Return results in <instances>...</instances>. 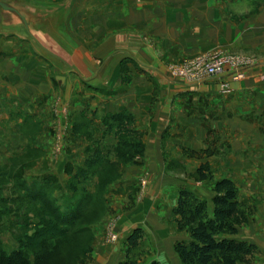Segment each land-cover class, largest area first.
<instances>
[{"label":"rangeland","instance_id":"obj_1","mask_svg":"<svg viewBox=\"0 0 264 264\" xmlns=\"http://www.w3.org/2000/svg\"><path fill=\"white\" fill-rule=\"evenodd\" d=\"M5 1L23 7L30 19L34 21L32 31H36L37 38L54 55L49 54L30 38L19 19L11 18L0 11V64L12 67L11 69L24 66L27 62V57H22L24 52L25 56L42 58L51 66L49 69L52 72L49 77L50 89L47 92L41 91L39 83L35 84L33 90V98L47 104L39 108L37 115L41 121L43 118L51 119V130L43 132V124L37 121L34 127L27 125L25 131L27 136L18 146L13 140L5 139V136L9 134L7 130L3 132L2 127L5 124L0 122V148L10 147V153L7 156H0V163L5 161L8 165L6 169L0 165V199L2 196L14 199L13 194L22 195L21 190L17 189L14 192V188L18 182L22 181L24 173H38L56 166L58 170H55L59 172L62 184L57 183L55 179L52 181L45 179L43 182L48 183L46 197L52 199L55 192L58 195V201L60 199L59 203L57 201L55 204L66 213L81 203L83 214L71 225L70 232L56 237L55 240H49L48 245L58 243L45 264H92L96 252L98 249L102 251L103 246L119 248V252L123 255L122 260L126 258L128 252L129 257L134 259L136 264H181L174 246L179 241V237L184 238L187 234L177 229L172 215L177 196L175 197L172 193L167 194L166 205L173 207L170 211L163 213V210H158L159 206L156 204V208L151 210L156 197L148 199L146 203L143 202L139 206L138 200L143 197V192H138L140 188L131 187L123 191L117 187L113 188L115 182L121 178L123 169L135 163L133 160L143 158L144 132L138 130L141 132L140 135H129L131 142L136 140L142 142L143 150L132 146H121L118 143L121 134L118 135L106 122L107 128L109 127V131L115 137V143L112 145L102 136H96L91 127L83 120L79 122L76 116L77 107L82 103L90 109L97 107L98 103L104 104L99 99H106L105 83L108 78L110 81V71L106 75L105 66L111 60H114L116 64H114V71L117 72L116 76L119 77L123 86L131 81L132 72L138 74L145 72L147 81L150 82L146 87V94H150L147 98L150 99L149 107L160 102L157 96L161 88L159 84L151 81L152 69L138 67L128 54L120 53L118 49L126 44V34L146 37L145 33L150 32L153 27V20L166 9L163 0ZM248 2L251 5L246 4L247 1L244 2V0L239 2L219 0L214 3L220 4L224 18L234 20L237 24L251 14L249 10L252 9L254 12L260 0ZM149 42V46H155V43ZM232 43L234 44V41ZM230 48L229 44H222L221 47L178 62L177 60L167 61L163 67L171 78H187L193 80L191 81L193 83L199 81L202 85L221 89L219 94L211 91L205 98L196 99L191 106L189 98L181 113V116H195L197 123L204 126L205 147L199 148L198 151H187L181 146L180 153L188 159L184 162L182 159L173 158L168 152L170 148L165 144L168 130L164 131L161 138L160 152L164 171L161 172L175 180H180L179 186H186L200 198L204 200L208 198L206 202L209 208H212L211 198L209 199L211 194L213 195L212 184L223 177L235 182L240 198H251L257 205H264V51L252 45L245 52ZM8 51L20 55L17 59L9 60L6 59ZM82 56H86L87 61L95 69L79 75L72 68V64ZM216 57L228 59L225 73L230 74L233 71L231 66L233 63L242 68L243 76L235 78L236 84L247 82L255 84L256 87L249 89L246 93L234 94L228 82L219 87V83L215 81V78L219 76H207L201 72V69L193 67L199 59L212 60ZM257 65L261 68L256 73L249 71L250 67ZM56 74L68 76V87H59V80L55 78ZM89 75L95 76V81H90L87 78ZM96 75H100L101 78ZM8 79H10L8 73L2 75L0 86L4 82L8 83ZM96 82L98 85H93ZM91 101L93 103H90ZM134 121L133 118L132 126L135 128ZM222 130H225V135L220 133ZM129 136L126 135L124 138ZM258 144H261V147ZM141 151L143 153L139 154ZM131 152H134V157L124 162L122 155L127 157ZM69 154L74 156L73 161L77 164L64 162ZM202 164L209 165L212 177L200 181L196 179L195 171ZM60 166L61 169H59ZM146 176L141 180V185L145 186L144 189L156 179L152 174ZM140 193L141 196L138 197ZM111 194H123L127 197L120 206V210L117 209V204L113 203ZM27 199L14 200L8 205L0 202V250L12 248L9 252L5 251L10 253L20 249L29 258L30 264H36L35 245L40 239L43 225L47 224V218L51 220L52 218L44 209L41 200L29 202ZM135 213L140 222L139 227L143 229L144 240L139 246L129 250L127 238L118 236L119 219L127 215L131 217ZM253 216L249 218L248 224L254 220ZM149 222L156 224L160 232L171 238L169 246L154 230L156 225H152V228L148 226ZM128 230L123 232L126 233ZM35 234L38 235L35 236Z\"/></svg>","mask_w":264,"mask_h":264},{"label":"crops","instance_id":"obj_2","mask_svg":"<svg viewBox=\"0 0 264 264\" xmlns=\"http://www.w3.org/2000/svg\"><path fill=\"white\" fill-rule=\"evenodd\" d=\"M217 1L219 0H163L166 9L160 12L153 20V27L150 32L145 33L146 37L142 38L136 34H126V44L122 45L118 49V52L128 54L138 67H147L148 70L152 69L151 81L159 84V88H161L157 96L160 102L157 105L153 104V107H149L150 99L147 98H149L150 94H146V87L150 82L147 81L148 78H146L145 72L142 74L132 72L131 81L123 86L119 77L116 76L117 72L114 71L116 64L114 60H111L105 66L106 75L110 71V81L108 78L105 83V90L107 92V95H105L106 99L102 100L97 98L104 102V104L98 103L97 107L91 109L86 108V105L83 103L77 107L78 111L76 116L78 117V121L81 122L83 120L96 133V136H102L112 145L115 143V137L106 125L105 120H107L108 115L129 112L135 120V128L144 132L143 143L145 145V153L143 158L135 159V163L133 162L127 165L123 169L121 178L113 185L114 189L117 187L122 191L131 187L140 188L138 192H143V197L138 200L139 206L143 202L146 203L148 199L156 197L155 203L151 206V210H154L156 206H159L158 210H163V213L171 210L173 206L166 205L165 199L168 193L174 194L175 197L177 196L176 188L181 184V181L175 180L161 172L163 171V160L160 152L161 138L164 131L168 130L165 137V144L170 148L168 152L172 154L171 156L173 158L182 159L184 162L188 159L186 157L184 158L182 156L183 154L180 153L181 146L187 149V151H198L199 148L205 147L204 139L206 137V129L204 126L197 123L195 116H181V113L189 98L191 106L196 99L199 100L200 97L205 98L209 92L212 91V93L219 94L218 92L221 90L202 85L199 81H197L198 83H193L191 82L193 80L187 78H171L165 68H163L167 61L177 60L178 62L184 58L187 59L197 54H203V52L210 49L221 47L222 44H229L232 50L238 49L245 52L252 45L264 51V0H260L254 12H252V9L249 10L251 14L241 19V23L237 24L234 20L232 21L231 19L223 17L221 13L222 7L220 4L216 3L215 5L214 3ZM229 1L231 2L232 0ZM237 1L239 2L240 0ZM245 1H247L246 4L251 5L248 2L251 0ZM149 41L155 43V46H149ZM232 41H234V44ZM10 52L8 51L6 59L14 60L20 55L16 52ZM22 53V57H27V62L24 66L11 69L12 67L2 66L0 64V77L8 73L10 78L7 80L8 83L4 82L0 86V122L5 124L2 127L3 132L7 130V134H9L5 136V139L13 140L18 146L21 145L22 139L27 136L25 134L27 125L34 127L37 121L43 124V132L46 130L49 131V129L51 130V119L47 120L43 118L41 121L37 115L39 114V108L47 104H43L39 99L33 98L35 84H40L39 88L43 93L50 89L49 77L52 72H50L49 68L51 66L38 56H25V53ZM72 65L73 69L82 75L87 71H94L95 69L87 61L86 56L76 59ZM257 66L250 67L249 71L252 70V72L256 73L261 68ZM58 75L56 74L55 78ZM96 76L101 78L100 75ZM63 77L64 81L58 82L60 88H66L69 85L68 76ZM87 78L93 81L96 77L89 75ZM82 80L84 81V79ZM215 81L219 83L220 88L225 82L231 84L230 87L234 94L246 93L249 89L256 87L255 84H248L247 82L245 84H236V79H233L232 75L228 73L219 75L218 78H215ZM93 85L97 86L98 84L96 82ZM90 103H93V101ZM64 123L66 124V122ZM220 133L225 135V130H222ZM258 145L261 147V144ZM9 148L6 146L2 147V149L0 148V156H7L10 153ZM73 158L74 156L72 157V154H69L67 160L64 162L77 164L73 161ZM0 165L5 169L8 166L5 161L0 163ZM62 167L64 168V165ZM55 169L58 170L54 166L53 168L38 173H24L21 182H24V187H31L38 185L44 178H47L55 179L57 183L62 184L59 178V172ZM59 169H61V166ZM148 174H152L156 179L144 189L145 186L141 185V180L143 178L145 179ZM111 195L113 203L117 204V209L119 208L118 210H120V206L127 200V197L123 194ZM139 196H141V193L138 194ZM3 197L5 196H2L0 199V202L3 204L8 205V203L12 202L11 197ZM108 198L110 197L108 196ZM205 199L208 201V198ZM52 200L54 202L58 201V195L55 192ZM137 218L135 213L131 217L127 215L123 219H119V238L121 236H123L122 238H126L132 228L140 226ZM252 219L254 220L246 225V227H240L235 238L247 240L255 244L259 249L255 264H264V205L259 204L257 206V211ZM148 224L150 227L153 225L152 222ZM126 229L129 230L124 233L123 231H126ZM154 230L157 231L160 237H163L162 241L165 240L169 246L171 238L163 232H160L161 230H158L157 225L154 227ZM187 239L188 236L178 238V240ZM103 247L102 251L98 249L96 252L97 254L92 264H117L119 260H122L123 255L119 252V248L113 249L110 246L107 248L105 246ZM3 249L9 252L12 248Z\"/></svg>","mask_w":264,"mask_h":264},{"label":"trees","instance_id":"obj_3","mask_svg":"<svg viewBox=\"0 0 264 264\" xmlns=\"http://www.w3.org/2000/svg\"><path fill=\"white\" fill-rule=\"evenodd\" d=\"M106 122L118 135L121 134L118 141L121 146H132L143 150L144 145L141 141L131 142L129 135H140L141 132L132 126L133 116L129 112L108 115ZM126 135L129 138H124ZM142 153L141 151L139 154ZM133 157L134 152L127 157L122 155L124 162ZM195 174L196 179L200 181L212 177L208 164L200 165ZM45 179L47 178L43 181ZM48 180L52 181V179ZM43 181L28 188L23 186L24 182H18L14 192L17 189L21 190L23 197L13 194L14 199H12V201H20L28 198L29 202L41 200L44 209L51 215L52 220L47 218V224L43 225L42 234L35 245L36 264H45L47 258L54 253L58 242L48 245L49 240H55L56 237L70 232L71 225L83 214L81 203L70 212H62L52 199L46 197L48 183ZM211 189L213 190L212 208H209L206 200L200 198L193 190H189L184 185L177 188V200L172 215L177 229L185 231L188 236L187 240H179L174 246L181 264H254L259 252L257 246L247 240H239L235 236L240 227L249 223V218L257 211V203L251 198H240L235 182L227 177L215 180ZM126 238L129 250L136 248L144 240L143 229L135 227ZM126 254V258L118 264H136V261L129 257V253ZM0 264L30 263L26 254L16 249L10 253L0 250Z\"/></svg>","mask_w":264,"mask_h":264},{"label":"water","instance_id":"obj_4","mask_svg":"<svg viewBox=\"0 0 264 264\" xmlns=\"http://www.w3.org/2000/svg\"><path fill=\"white\" fill-rule=\"evenodd\" d=\"M0 11L5 12L6 15H9L11 18L19 19L21 22V25L25 27V29L28 32V35L30 38L33 39V41H36L45 51H47L49 54L51 53L54 55L50 50L46 48V46L37 38L36 31L33 30L34 21H32L26 11L23 10V7L21 5L12 4L9 2H6L5 0H0ZM3 13V14H5ZM73 68V67H72ZM76 73H79L76 71ZM79 75H81L79 73ZM57 79L61 82L64 81L63 76H57Z\"/></svg>","mask_w":264,"mask_h":264},{"label":"built area","instance_id":"obj_5","mask_svg":"<svg viewBox=\"0 0 264 264\" xmlns=\"http://www.w3.org/2000/svg\"><path fill=\"white\" fill-rule=\"evenodd\" d=\"M226 64H228L227 58L216 57L212 60L199 59L196 63L193 64V67H195V69H201V72H204L207 76H219L225 73ZM231 66L233 71H231L230 75H232L234 79L243 76L242 68H240L239 65L233 63L231 64Z\"/></svg>","mask_w":264,"mask_h":264}]
</instances>
